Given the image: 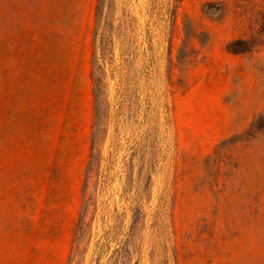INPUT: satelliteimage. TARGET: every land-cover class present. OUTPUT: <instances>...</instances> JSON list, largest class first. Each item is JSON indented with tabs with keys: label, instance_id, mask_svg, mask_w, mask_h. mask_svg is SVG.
<instances>
[{
	"label": "rangeland",
	"instance_id": "374dc122",
	"mask_svg": "<svg viewBox=\"0 0 264 264\" xmlns=\"http://www.w3.org/2000/svg\"><path fill=\"white\" fill-rule=\"evenodd\" d=\"M103 3L0 0V264H264V0Z\"/></svg>",
	"mask_w": 264,
	"mask_h": 264
},
{
	"label": "trees",
	"instance_id": "16d2710c",
	"mask_svg": "<svg viewBox=\"0 0 264 264\" xmlns=\"http://www.w3.org/2000/svg\"><path fill=\"white\" fill-rule=\"evenodd\" d=\"M107 4V3H106ZM107 6V5H106ZM98 11H97V22H96V30H95V43H96V49L101 50V52L99 54H103L104 53V47H105V43H106V53H107V48L109 45V37L107 36V30H106V39L103 35V33H101L102 27H103V14L105 13V4L103 3V0H99V5L97 7ZM106 24H107V17H106ZM99 54H97V52L94 55V75H96V102H97V107H96V117H97V122H96V132H95V137L94 139L97 141V137L99 134V129H100V116H101V111L99 108V96H100V89H102L101 87V83H102V79L101 76L99 74V69H100V65H99V61L101 56H99ZM95 66H96V73H95Z\"/></svg>",
	"mask_w": 264,
	"mask_h": 264
}]
</instances>
